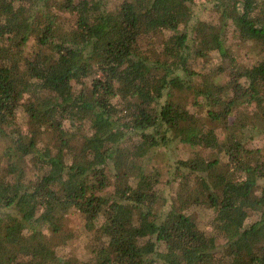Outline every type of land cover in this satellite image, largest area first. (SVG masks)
Returning <instances> with one entry per match:
<instances>
[{"label":"trees","instance_id":"obj_1","mask_svg":"<svg viewBox=\"0 0 264 264\" xmlns=\"http://www.w3.org/2000/svg\"><path fill=\"white\" fill-rule=\"evenodd\" d=\"M198 2L0 0V264H264V0Z\"/></svg>","mask_w":264,"mask_h":264},{"label":"rangeland","instance_id":"obj_2","mask_svg":"<svg viewBox=\"0 0 264 264\" xmlns=\"http://www.w3.org/2000/svg\"><path fill=\"white\" fill-rule=\"evenodd\" d=\"M209 0H199V2L194 6V12L199 17L204 14L203 4L207 3ZM232 48L236 55L245 59L248 54V47L237 40L232 39ZM207 117V116H205ZM209 126L213 124L207 121ZM257 146L263 145L264 140H256ZM191 156L190 149L188 145L180 144L177 140L173 145L169 147L168 150L157 149L155 152L151 153L152 160L150 161L154 167L162 170L164 175L169 173L166 166L167 163L175 165L178 160L187 159ZM91 233L83 219L77 212H71L68 215L67 224L65 230L59 234H53L50 231L47 233V241H52L54 243L58 260L62 262H70L75 258H83L88 253L89 242ZM56 264H59L58 262Z\"/></svg>","mask_w":264,"mask_h":264}]
</instances>
